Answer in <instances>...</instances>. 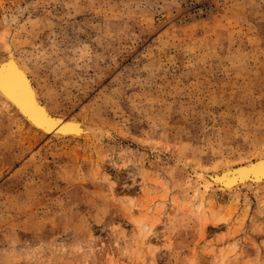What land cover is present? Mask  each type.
<instances>
[{
	"label": "rangeland",
	"instance_id": "1",
	"mask_svg": "<svg viewBox=\"0 0 264 264\" xmlns=\"http://www.w3.org/2000/svg\"><path fill=\"white\" fill-rule=\"evenodd\" d=\"M10 54L94 133L0 99V264H264V183L203 179L264 154V0H0Z\"/></svg>",
	"mask_w": 264,
	"mask_h": 264
},
{
	"label": "bare ground",
	"instance_id": "2",
	"mask_svg": "<svg viewBox=\"0 0 264 264\" xmlns=\"http://www.w3.org/2000/svg\"><path fill=\"white\" fill-rule=\"evenodd\" d=\"M0 76H4V78L7 77L13 88L12 90H10L0 85V99L6 107L13 108L16 112V115L20 117L24 122L28 123L37 132L46 136H53L57 138H75L89 136L94 133V128L86 126L82 121H79L75 118H69L67 121H65L67 117L63 118L51 113L47 105H45L41 100L39 91L35 83L33 82L28 69L14 54H10L6 58L0 60ZM19 76L22 77L25 88L23 85L21 86L19 85V82H17V77ZM16 94L21 98V101L15 99L14 96ZM62 121H65L66 123L65 125L63 124V127L70 125L73 126L72 128L75 127L77 130L69 133L65 132L63 127L57 128L56 126H58ZM260 160H264V154L259 155L257 159L246 164H253ZM242 165L244 164L238 166ZM234 168H236V166L225 168L223 170V178L225 179L226 176L230 175V173H232L230 171ZM223 178H219L218 175L217 178L211 177L210 179L206 176H203L205 187L209 188L211 186H216L221 190H232L237 188L238 186L251 187L264 183V180L245 179L242 180V184L230 186L224 185L221 182Z\"/></svg>",
	"mask_w": 264,
	"mask_h": 264
},
{
	"label": "water",
	"instance_id": "3",
	"mask_svg": "<svg viewBox=\"0 0 264 264\" xmlns=\"http://www.w3.org/2000/svg\"><path fill=\"white\" fill-rule=\"evenodd\" d=\"M17 82H19V85H24L23 79L21 76L17 77ZM0 85H2L3 87L12 90V86L11 83L8 81V78L4 76H0ZM17 95V94H16ZM14 96L16 100L21 101V98L17 96ZM69 118H66L65 121H67ZM65 121H62L61 123H59L58 127H63V124L65 125ZM51 126V125H50ZM73 126H64L63 129L65 132H74L75 130H77L75 127L72 128ZM230 172V175L226 176L225 179L223 178V176H221L222 179V183L225 185H230V186H234L237 184H242V180L245 179H256V180H264V160H260L258 162H255L253 164H244L242 166H238L234 169H232ZM228 174V173H227ZM217 178V177H216Z\"/></svg>",
	"mask_w": 264,
	"mask_h": 264
}]
</instances>
